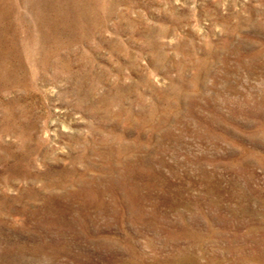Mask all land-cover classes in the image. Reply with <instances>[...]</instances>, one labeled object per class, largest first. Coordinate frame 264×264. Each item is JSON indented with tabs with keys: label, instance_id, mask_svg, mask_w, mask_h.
Here are the masks:
<instances>
[{
	"label": "rangeland",
	"instance_id": "obj_1",
	"mask_svg": "<svg viewBox=\"0 0 264 264\" xmlns=\"http://www.w3.org/2000/svg\"><path fill=\"white\" fill-rule=\"evenodd\" d=\"M0 264H264V0H0Z\"/></svg>",
	"mask_w": 264,
	"mask_h": 264
}]
</instances>
